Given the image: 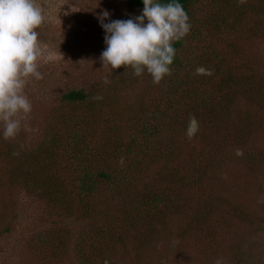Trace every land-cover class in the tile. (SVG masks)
I'll list each match as a JSON object with an SVG mask.
<instances>
[{
    "label": "rangeland",
    "instance_id": "obj_1",
    "mask_svg": "<svg viewBox=\"0 0 264 264\" xmlns=\"http://www.w3.org/2000/svg\"><path fill=\"white\" fill-rule=\"evenodd\" d=\"M128 1L34 0L44 14L43 78L25 86L32 110L21 131L0 138V264H82L88 225L107 229L111 219L121 242L94 252L96 264H264V0H195L181 69L159 84L99 59L97 16L134 19L142 8ZM171 75L187 80L190 97H169ZM72 90L86 97L66 100ZM76 131L91 171L142 170L127 190L118 182L113 191L126 192L75 196L84 170ZM137 147L151 153H143L147 166L131 161ZM161 149L173 159L157 158ZM49 189L62 193L55 205ZM157 193L166 202L153 207Z\"/></svg>",
    "mask_w": 264,
    "mask_h": 264
},
{
    "label": "clouds",
    "instance_id": "obj_2",
    "mask_svg": "<svg viewBox=\"0 0 264 264\" xmlns=\"http://www.w3.org/2000/svg\"><path fill=\"white\" fill-rule=\"evenodd\" d=\"M142 3L141 13L134 19L105 22L109 13L98 14L105 44L99 59L103 67H130L134 77L147 73L153 84H159L170 74L174 42L183 39L191 25L179 0ZM43 21V11L34 0H0V138L5 140L18 135L22 120L32 110L24 92L29 79L43 78L38 70L41 47L37 32ZM214 264L224 261L217 258Z\"/></svg>",
    "mask_w": 264,
    "mask_h": 264
},
{
    "label": "trees",
    "instance_id": "obj_3",
    "mask_svg": "<svg viewBox=\"0 0 264 264\" xmlns=\"http://www.w3.org/2000/svg\"><path fill=\"white\" fill-rule=\"evenodd\" d=\"M195 0H179V3H181L183 9L185 10L186 14L188 15V17H190L192 15V5L193 2ZM160 2L162 3H167L169 2V0H160ZM128 5L130 7H140L143 8V3L142 0H129L128 1ZM198 28V26L196 27ZM199 29V28H198ZM184 43V38L181 39L180 41L174 42L173 47L175 48V55H174V59H173V63L170 66L171 69L176 68L177 70L181 69L182 63L178 57V51L180 50V47H182ZM173 75H171V78L169 80V83H167L168 85V89H167V93L169 94V97H174L177 95H184L186 97H190L191 94V90H190V86L188 85V82L185 78L183 77H172ZM86 97V94L82 91V90H72L68 93L64 94V98L66 100H70V101H80L83 100ZM197 116L199 117V115L197 114ZM72 128L75 127L74 123H71ZM164 123L161 124L160 127L163 126ZM252 126H254V124L252 123ZM81 130V128H80ZM237 131H239V133L243 134L245 132V130H240L237 129ZM76 132H73V135L75 137H77V140L79 141H74L73 140V144H74V149L73 152L74 154H82V166L84 167V170L80 172L79 175V185L77 186V191L78 194L76 193V197L77 198H81V196L83 194H88L91 197H93V195L96 193H100V191H110L111 193L113 191H115V186L118 184V182L124 183L125 185H129L125 190H127L132 184V182L141 175L142 170L141 169H137V168H132V172L128 173L126 176L127 177H121L119 175V172L116 173L114 170H112L110 167L107 168L106 170H92L87 166L90 164L89 160L87 159V157H85L87 155L86 150H88L87 146L88 143L86 142H82V134H75ZM150 134V133H149ZM149 134L148 136L145 138V145H150L152 142V139H149ZM87 137V135H85ZM73 139V137H71ZM163 139V138H161ZM176 137L173 139V142H175ZM81 140V142H80ZM243 137L239 136L237 138V142H242ZM247 140V139H246ZM130 149L134 148L132 147L133 144H129L128 145ZM152 148V147H151ZM137 149L142 150L140 152H132L131 154H135L138 156V158H134L131 161H133V163H137L139 165H141L142 167H144L146 164V157H144L143 153L145 154H150V152H148V149H140L137 147ZM150 151V150H149ZM107 154H109L107 152ZM130 154V155H131ZM157 158L159 159H173L172 155H173V151L172 150H167V149H161L157 152ZM97 156H99L97 154ZM201 160L199 161L198 159H194L191 163V171L192 173V179L193 180H197V173L199 178L202 176V174L198 172L199 166H197V163H200ZM147 166V165H146ZM49 187H51V185H48ZM54 186V185H53ZM125 190H119L121 192H126ZM45 192V191H44ZM117 192H113V194H115ZM117 193V194H119ZM62 193L59 191H53L49 189V191L45 192V197L48 198L49 201L53 202V204L55 205L56 202H60L61 199V195ZM159 201H164L166 202V197L165 195H161V194H156L154 199L149 200V204H152L153 207H156ZM86 203V202H85ZM127 218V217H125ZM116 221L115 219H111L110 221H108L107 226L109 228L105 229L102 228L95 224L94 222H92L91 224L88 225L87 227V232L90 233V236L92 237L91 243H84L81 245V250L80 252L81 254V258H82V264H96V261H91L92 260V256L94 255L93 253L96 252L99 255H101L103 252H105L104 248H106L107 246H110L112 244H117L120 241V239L116 238L115 239V233L113 232V227H114V222ZM125 220H121L120 223H124ZM87 247V249L85 248ZM85 249V250H84ZM87 251V253H85Z\"/></svg>",
    "mask_w": 264,
    "mask_h": 264
}]
</instances>
